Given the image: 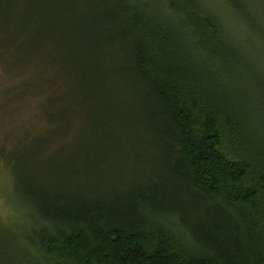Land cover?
<instances>
[{
	"label": "trees",
	"instance_id": "trees-1",
	"mask_svg": "<svg viewBox=\"0 0 264 264\" xmlns=\"http://www.w3.org/2000/svg\"><path fill=\"white\" fill-rule=\"evenodd\" d=\"M141 2L0 0L6 98L39 109L0 160L43 223L8 264H264V58L199 0Z\"/></svg>",
	"mask_w": 264,
	"mask_h": 264
},
{
	"label": "rangeland",
	"instance_id": "rangeland-1",
	"mask_svg": "<svg viewBox=\"0 0 264 264\" xmlns=\"http://www.w3.org/2000/svg\"><path fill=\"white\" fill-rule=\"evenodd\" d=\"M132 1L142 3L141 0ZM240 1V4L246 9L245 14L243 13L244 16L246 15V19L239 15V12H237L238 10H235L228 0H199L200 4L203 6L204 12H206L212 20L214 19L218 22L221 28L222 26L224 27L225 35H223L222 38L225 39L227 43L230 42V44H233L231 47L234 51H237L239 56L248 59L247 55L243 53V48L240 47L242 43H244L247 50H250V55L253 56V58H255L254 56H258L257 60H260L264 58V0ZM191 12L190 13L193 14L195 11L191 9ZM172 14L174 16L169 15V18L182 25L179 27L176 24L177 30L181 33L183 31L184 36L187 37L185 41H188V39H190L188 36L191 35V28L187 25L188 22L182 16L175 14V12H172ZM252 26L254 29L259 30L258 34H253L254 31H251ZM199 32L203 33L202 31L196 32L197 37L191 38V42L195 45L200 43V46L201 44L205 46V42L208 39L200 36ZM186 34L188 36H186ZM199 40L200 42H197ZM231 41L233 43H231ZM235 42L240 46L237 44L235 45ZM199 45L197 47H200ZM230 63L238 70L239 62L230 60ZM11 80L12 76L8 75L3 70L0 63V143H3L6 150L9 149L8 145L13 136H16L19 132L21 133L34 123L35 119L28 111H36L39 116L38 105L34 103L35 101L33 99H23L12 102L13 100L9 97L6 98ZM13 108L18 110L12 114L11 110ZM251 119L252 122L255 120V117L251 115ZM254 124L257 128L256 123H251V125ZM37 126H40V124ZM107 178L109 181L99 186V190L103 195H107L108 190L112 191L115 189L126 194L132 188V185L127 182L130 179L129 176L122 177L121 184H115L114 181L111 180L113 179L112 174L107 176ZM92 182L95 183L94 180ZM20 203L14 191L12 174L9 171V167L0 160V261L1 263L4 262V264H8L12 261V255L14 256V254L19 251L23 250V252L27 253L35 252V248L30 242L38 243V241L31 239L32 236L29 238L27 233L33 232L35 226L37 229L43 226L42 222L29 217V212H27ZM38 251H40L39 248H37L36 253Z\"/></svg>",
	"mask_w": 264,
	"mask_h": 264
}]
</instances>
